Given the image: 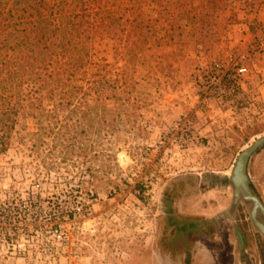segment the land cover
Listing matches in <instances>:
<instances>
[{
  "label": "rangeland",
  "instance_id": "374dc122",
  "mask_svg": "<svg viewBox=\"0 0 264 264\" xmlns=\"http://www.w3.org/2000/svg\"><path fill=\"white\" fill-rule=\"evenodd\" d=\"M117 6L145 26L96 48L100 99L26 103L0 153V264H264L224 181L264 137V0ZM248 173L264 203V147Z\"/></svg>",
  "mask_w": 264,
  "mask_h": 264
},
{
  "label": "trees",
  "instance_id": "16d2710c",
  "mask_svg": "<svg viewBox=\"0 0 264 264\" xmlns=\"http://www.w3.org/2000/svg\"><path fill=\"white\" fill-rule=\"evenodd\" d=\"M117 1L0 0V153L26 103L42 108L48 97L70 104L87 91L100 99L95 76L102 58L95 54L101 42L122 41L130 54L145 26L140 17H127L134 6ZM111 73L106 77L115 83ZM116 81L125 92L128 83Z\"/></svg>",
  "mask_w": 264,
  "mask_h": 264
},
{
  "label": "water",
  "instance_id": "95a60500",
  "mask_svg": "<svg viewBox=\"0 0 264 264\" xmlns=\"http://www.w3.org/2000/svg\"><path fill=\"white\" fill-rule=\"evenodd\" d=\"M264 146V137L257 139L248 149H246L239 157L238 162L236 164L234 175H233V184L237 191H242L244 196L248 199H251L255 202V209L253 212V218L256 220V209L259 206L258 198L253 194L250 186L249 179L247 174V167L250 158L253 154L261 147ZM259 229L264 234V225L258 223Z\"/></svg>",
  "mask_w": 264,
  "mask_h": 264
},
{
  "label": "flooded vegetation",
  "instance_id": "af4514ba",
  "mask_svg": "<svg viewBox=\"0 0 264 264\" xmlns=\"http://www.w3.org/2000/svg\"><path fill=\"white\" fill-rule=\"evenodd\" d=\"M264 147V146H263ZM263 147H261V148H263ZM261 148H259V149H261ZM258 149V150H259ZM257 150V151H258ZM257 151L255 152V153H257ZM254 153V154H255ZM253 154V155H254ZM250 160H251V158H250ZM250 160H249V163H250ZM249 163H248V167H249ZM236 167V166H235ZM248 167H247V174H248V179H249V186H250V188H251V190H252V192H253V194L258 198V201H259V206H258V208L256 209V213H255V215H256V220L253 218V212H254V209H255V202L254 201H252L251 199H248V198H246L245 196H244V194L242 193V191H237L236 189H235V186H234V184H233V181H232V179H233V175H234V170H235V168H234V170H233V173H232V177L230 178V177H227L226 179H224V181H226V185H230V186H232V188H233V191H234V198H235V200L236 201H238V200H243V201H245V202H250L253 206V208H252V212H251V219H252V222H253V225H254V227L258 230V232L264 237V234L262 233V231L259 229V227H258V223H260V224H262V225H264V220H263V217H264V203L261 201V199L254 193V190H253V188H252V186H251V183H250V178H249V173H248ZM240 239H241V236H240Z\"/></svg>",
  "mask_w": 264,
  "mask_h": 264
},
{
  "label": "built area",
  "instance_id": "2783aa9c",
  "mask_svg": "<svg viewBox=\"0 0 264 264\" xmlns=\"http://www.w3.org/2000/svg\"><path fill=\"white\" fill-rule=\"evenodd\" d=\"M238 71L240 73H243L244 71H246V69H244V68L242 69L241 68ZM227 78H228L229 81L234 80V77L232 75H230V74L227 76ZM220 80L221 79L219 77L218 78L217 77L212 78V85L213 86H212V89L210 91H212V93L215 94V95H220L221 94L220 91H219V88H218V86L220 85Z\"/></svg>",
  "mask_w": 264,
  "mask_h": 264
}]
</instances>
